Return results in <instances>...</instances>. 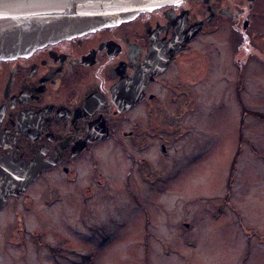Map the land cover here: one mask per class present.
Wrapping results in <instances>:
<instances>
[{
    "label": "rangeland",
    "instance_id": "obj_1",
    "mask_svg": "<svg viewBox=\"0 0 264 264\" xmlns=\"http://www.w3.org/2000/svg\"><path fill=\"white\" fill-rule=\"evenodd\" d=\"M257 10L247 31L227 21L191 44L170 76L190 99L167 113L164 98L156 122L169 135L131 154L101 145L76 181L57 175L0 213V264H264V0Z\"/></svg>",
    "mask_w": 264,
    "mask_h": 264
},
{
    "label": "flooded vegetation",
    "instance_id": "obj_2",
    "mask_svg": "<svg viewBox=\"0 0 264 264\" xmlns=\"http://www.w3.org/2000/svg\"><path fill=\"white\" fill-rule=\"evenodd\" d=\"M256 1L177 0L0 59V213L12 203L28 208L30 191L57 175L76 181L101 145L131 154L129 147L169 135L156 123L164 98L167 113L168 103L185 109L190 99L170 80L175 68L188 65L191 44L207 30L228 22L250 29ZM181 105L171 113H183Z\"/></svg>",
    "mask_w": 264,
    "mask_h": 264
},
{
    "label": "water",
    "instance_id": "obj_3",
    "mask_svg": "<svg viewBox=\"0 0 264 264\" xmlns=\"http://www.w3.org/2000/svg\"><path fill=\"white\" fill-rule=\"evenodd\" d=\"M177 0H0V59Z\"/></svg>",
    "mask_w": 264,
    "mask_h": 264
},
{
    "label": "trees",
    "instance_id": "obj_4",
    "mask_svg": "<svg viewBox=\"0 0 264 264\" xmlns=\"http://www.w3.org/2000/svg\"><path fill=\"white\" fill-rule=\"evenodd\" d=\"M85 257H86V259H92V258H91L92 256H91V254H90V253H89V254H86V256H85Z\"/></svg>",
    "mask_w": 264,
    "mask_h": 264
},
{
    "label": "bare ground",
    "instance_id": "obj_5",
    "mask_svg": "<svg viewBox=\"0 0 264 264\" xmlns=\"http://www.w3.org/2000/svg\"><path fill=\"white\" fill-rule=\"evenodd\" d=\"M224 32H225V31H222V33H224ZM222 33H221V34H222ZM220 68H222V66H221ZM195 69H197V67H195ZM37 189H40V187H38Z\"/></svg>",
    "mask_w": 264,
    "mask_h": 264
}]
</instances>
